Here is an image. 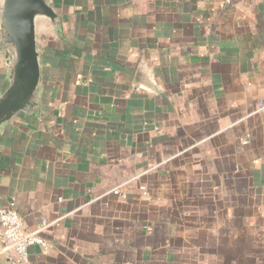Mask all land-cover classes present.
Here are the masks:
<instances>
[{
  "label": "crops",
  "instance_id": "0c3cea01",
  "mask_svg": "<svg viewBox=\"0 0 264 264\" xmlns=\"http://www.w3.org/2000/svg\"><path fill=\"white\" fill-rule=\"evenodd\" d=\"M52 4L38 115L0 132V208L48 246L0 232V264H264V0Z\"/></svg>",
  "mask_w": 264,
  "mask_h": 264
},
{
  "label": "water",
  "instance_id": "95a60500",
  "mask_svg": "<svg viewBox=\"0 0 264 264\" xmlns=\"http://www.w3.org/2000/svg\"><path fill=\"white\" fill-rule=\"evenodd\" d=\"M42 28L61 34L52 0H0V55L6 69L0 91V132L19 114L38 115Z\"/></svg>",
  "mask_w": 264,
  "mask_h": 264
},
{
  "label": "built area",
  "instance_id": "2783aa9c",
  "mask_svg": "<svg viewBox=\"0 0 264 264\" xmlns=\"http://www.w3.org/2000/svg\"><path fill=\"white\" fill-rule=\"evenodd\" d=\"M238 0H223L224 4L229 6ZM263 108L264 106H260ZM117 194V191L114 190ZM46 225L29 231L26 229L21 218L15 200L0 208V232L3 238V244L6 251H9L19 263L27 262V250L31 246H40L46 248L48 245L41 237V232Z\"/></svg>",
  "mask_w": 264,
  "mask_h": 264
}]
</instances>
